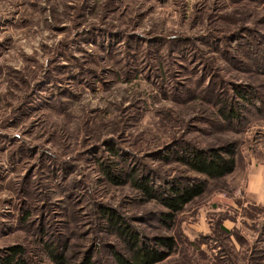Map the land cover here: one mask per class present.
I'll return each mask as SVG.
<instances>
[{"label":"rangeland","instance_id":"rangeland-1","mask_svg":"<svg viewBox=\"0 0 264 264\" xmlns=\"http://www.w3.org/2000/svg\"><path fill=\"white\" fill-rule=\"evenodd\" d=\"M227 143L236 169L172 222L129 179ZM262 203L264 0H0L1 257L115 264L107 211L173 236L161 264H264Z\"/></svg>","mask_w":264,"mask_h":264},{"label":"trees","instance_id":"trees-1","mask_svg":"<svg viewBox=\"0 0 264 264\" xmlns=\"http://www.w3.org/2000/svg\"><path fill=\"white\" fill-rule=\"evenodd\" d=\"M229 111L223 114L227 120L238 118L236 110L231 108ZM172 155L194 175L176 176L155 183L150 180V176L129 174L132 176L129 178L132 184L140 192L150 200L158 201L166 209L163 213L165 221L171 222L189 203L205 193L209 179L226 177L236 169L238 162L235 143L208 147L188 144ZM104 171L116 184L125 183L121 176H115L108 167ZM106 214L110 226L125 240L124 252L114 251L115 264H161L174 252L176 240L173 236L159 235L151 238L134 229L116 213L106 211ZM12 250L13 253L7 257L0 256V264H27L19 246L12 247ZM50 253L58 263H65L66 258L56 253V249L50 250ZM81 264L92 263L90 259H85Z\"/></svg>","mask_w":264,"mask_h":264},{"label":"crops","instance_id":"crops-1","mask_svg":"<svg viewBox=\"0 0 264 264\" xmlns=\"http://www.w3.org/2000/svg\"><path fill=\"white\" fill-rule=\"evenodd\" d=\"M262 204H264V203H262Z\"/></svg>","mask_w":264,"mask_h":264}]
</instances>
